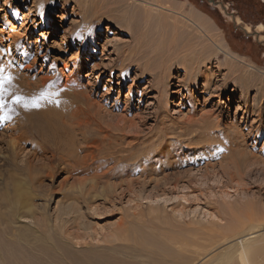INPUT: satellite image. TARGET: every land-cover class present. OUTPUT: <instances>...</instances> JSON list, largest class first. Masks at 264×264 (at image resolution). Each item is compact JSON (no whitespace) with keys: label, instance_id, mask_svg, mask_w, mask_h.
<instances>
[{"label":"rangeland","instance_id":"1","mask_svg":"<svg viewBox=\"0 0 264 264\" xmlns=\"http://www.w3.org/2000/svg\"><path fill=\"white\" fill-rule=\"evenodd\" d=\"M153 1L207 20L233 54L264 71V0ZM134 4L127 21L102 20L100 29L89 23L85 33L82 11L73 1L66 7L53 4L44 12L41 0H0V67L10 65L23 93L35 97L47 93V106H51L50 94L58 84L69 76L79 84L58 97L76 116V122H58L76 141L67 146L68 158L79 164L76 172H70L71 167L57 156L52 174L38 170L30 184L15 166L30 159L31 146L11 154L3 133L7 125L0 122V207H4L2 194L11 190L4 181L22 180L37 219L47 221L46 231L53 238L48 247L56 256L50 258L40 250L33 257L27 252L35 239L33 220L19 218L9 224L10 213L2 209L5 235L0 242L5 245V264H14L13 255L29 264H228L234 250L244 249L242 240L264 245V226L248 231L251 222L264 224V102L257 104L256 87L232 93V79L224 84L220 75V82L205 95L202 81L197 80L190 84L192 101L185 91L179 94L173 88L167 103L160 104L165 112L162 121H155L156 80L139 74L132 64L139 56L131 51L137 45L135 39L139 38L137 47L148 57L142 60L156 74L172 41L184 49L179 51L184 56L201 35L178 24L186 32L181 35L172 24L188 22L179 16ZM91 12L87 10L85 17ZM43 27L50 28L49 34L38 37ZM63 32L67 39L61 38ZM83 34L86 43L80 47L76 40ZM69 43L76 46L64 50ZM28 48L31 54L23 64L21 52ZM121 60L131 67L128 72L120 69ZM231 63L232 59L218 54L208 66L215 74L219 70L227 74ZM172 68L173 76L181 78L184 70ZM46 76L54 79L41 86ZM225 86L228 91L222 95L220 89ZM259 87L264 89V83ZM14 96L2 99L6 109ZM256 127L263 128L260 136L255 135ZM11 159L13 164L7 161ZM56 217L59 222L75 219L70 222L74 227L69 229V239L57 235ZM261 258L258 264H264Z\"/></svg>","mask_w":264,"mask_h":264},{"label":"bare ground","instance_id":"2","mask_svg":"<svg viewBox=\"0 0 264 264\" xmlns=\"http://www.w3.org/2000/svg\"><path fill=\"white\" fill-rule=\"evenodd\" d=\"M41 1H42L41 8L44 10V12H46L48 8L52 7L53 4L56 5V4L61 3V5L63 7H66L69 2L73 1V3H75V8L78 9L79 11H82L81 22L84 24L83 29H84L85 33L89 32V30L91 28V25H90L91 23H94V25H95L94 27H96V29H100L102 27L101 26L102 20H107L108 22L111 21L113 23H116L117 21H120V22H122L124 20L127 21L128 16L131 15L130 14V12H132L131 10H133L130 8V4L133 5L135 3V4L142 5L144 7H147L150 10L155 9V10H159V11L170 12L176 16H179L184 21L188 22V23H174V24L171 23L172 26H174L176 28V29L172 28V29H175V32H179V30H180L179 33H181V31H182V33L185 32L183 27H180L178 25V24H181V25L185 26L187 29L188 28H194L197 31V34L201 35V38H200V36H198V38L200 39V42L198 44H196L195 46L191 45L190 46L191 48L188 50V51H190L189 54L186 55V53H185L184 56H179L180 55L179 51L181 53H183L184 49L182 48L183 51L180 50L179 47L177 48V46H174V45H177L175 43V41H172L171 46H169L170 49L168 50V52H166V56L164 55L163 58H161V65H160L161 68L159 69V71L156 74H152V72H151L152 68L150 66H148V63L146 60L145 61L142 60V59L148 58V57H147V55H142L141 52H143V48L137 47V45H139V42L137 41L139 38L135 39L137 45L132 47L131 51H133V52L137 51L138 54H135V55H139V56H138V59H135L132 61V64L137 68V72L139 74L142 75V74L147 73L150 77H153V80L154 79L156 80L155 83L153 84V86L155 89H158L157 99L159 100V103L156 107L157 111H158V113H157L158 116L155 118V121H159V122L162 121V116L164 117L165 112H164V110L163 111L161 110L160 104H161V102L164 103L165 101H166L165 103H167V101H168L167 98L169 95H171V90L173 88H177L180 91V92L178 91L179 94L182 91H185L188 95L187 100L192 101L193 96L191 95L192 93L190 92V90H191L190 84H195V82L197 80H201L202 81L201 90L205 95H207L211 91L212 86L215 83L220 82V81H218V77H221L220 75H222V77H223L220 79H221V82H223L224 84L226 83V81L228 79L229 80H230V78L232 79V80H230L231 86L234 87L232 89V93H236L238 88L239 89L244 88V90L245 89L248 90L249 88L251 89L253 87L254 88L256 87L257 94L259 97L257 104L264 102V89H260V87H259L261 84L264 83V71L258 69L256 66H253L252 64L248 63L243 58H239L238 56L233 54L231 52V50H229V48L227 47L228 43L226 44V42L224 41L225 39L223 40L221 35L215 31L216 27L214 28V26L211 23H209L207 20L204 21L203 19H201L198 16L195 17V19H194L193 16L184 15V14L180 13L179 11L175 10L173 5L164 4L162 6V5L156 4L157 2H155L153 0H128V2L124 1V0H41ZM114 4L115 5L121 4V6L125 5V7L117 9V7H115ZM149 9H147V10H149ZM87 10H91L92 12L89 13L90 14L89 16L85 17L87 14L86 13ZM150 10H149V12H150ZM148 15H150V13ZM236 22L237 23L240 22L239 18L236 20ZM245 28L248 30L250 29L248 26H245ZM49 29H50L49 27H47V28L43 27L40 30H38L37 31L38 37H43V36L48 35ZM194 29H193V31H194ZM26 30H28V28H26ZM188 31H190V30H188ZM129 32L132 33V31H129ZM182 33H181V35H182ZM179 35H177V37ZM185 35H187V34H185ZM191 35H192V33H191ZM84 36L85 35L83 34L79 38V40H76L79 42V45H81L80 47H82V45H84L86 43ZM134 37H135V35H134ZM191 37H193V36H191ZM61 38L67 39V36L65 35V33L62 35ZM142 38H143V35H142ZM181 38H182V36H181ZM192 40L195 41V39H192ZM185 45H184V47H185ZM70 46L75 47L76 43H69L68 46L65 45L64 50H66V49L70 50V48H68ZM180 46H182V45H180ZM20 52H21V50H20ZM30 54H31L30 48L26 49L25 52H23V51L21 52V55H24L23 64H25V62L28 60V57ZM218 54H224L226 57H229L230 59H232L234 61V63H231L227 66V70H228L227 74H220V70H219V74H215L214 71H212V69L209 68V66H208L211 59L213 57H216ZM76 62H79V61L76 60ZM87 64L89 65V62ZM132 64H129V66ZM127 66L128 65L125 64V60H121L120 69L126 70L128 72L129 69H131V67L128 69ZM72 67L75 71L78 70V67H75V63L72 64ZM172 67H175L180 71L184 70L181 78L179 75L173 76V72H172L173 68ZM0 68H4L5 74L10 73V75L13 78L10 84H6L4 86L6 91H4V93L2 95H0V99L8 100L9 96H14V95L15 96H21V97L28 99V100L35 98L33 93H28V94L23 93V91L20 87V84L17 81V76L12 71V68L10 67V65H5V66L0 67ZM28 68H29L28 66L24 67V69H28ZM66 69H67V67L64 66L63 71H66ZM176 70L174 69V71H176ZM255 72L258 73L260 75V77H257L254 74ZM53 79L54 78H51L49 76L48 77L47 76L42 77L41 78L42 84L40 83V85L42 86L47 81H50L49 83H51L53 81ZM49 83H47V84H49ZM78 85L79 84H78L77 78H74L72 76L71 77L69 76L65 80V82L58 84V86H56L54 89V92L58 93V95L53 96L50 94V96L54 97V101H53L51 106H47L48 100L45 98V99L40 100V106L39 107L25 108L23 106V104L13 103L10 107L8 106V109H6L5 106L0 108V122L7 125V127L4 128V130H3L4 135L7 134V137L9 139V141H8L9 143L7 144V150L11 154H14L16 156L17 150H18V152H21V151H23L24 146H28V145L31 146V152L29 153L30 159L26 158L25 160H23L19 164V166H15L16 168H19L23 174H25V177L28 178L30 184H31V182L33 183L35 176L36 175L38 176V174H36V171H38V170L45 173V175H47V176H50L52 174V172L54 170L53 162L57 156L61 159V163H63V164L65 163L66 165H69L71 167L70 172H76L78 169L77 166H79V164L77 165L75 163H72L70 161V159L68 158V155L71 153L67 154L68 153L67 150H69V149H67L68 143L72 142V144H74V143H76V141L74 140V137H71L72 135H69L68 132H64L65 129H63V128L61 129V127L59 126V123H58V122H60L61 124L65 125L69 121L70 122H76L75 121L76 116L74 114H70L69 113L70 111L68 112V110H67V106H69V104H65V106H64L63 101H61V99L58 97H59V95H62L63 92L67 91L68 89L70 90V88L78 86ZM219 86L217 87L218 89L216 88L217 91H219ZM226 87L227 86L220 89V94L223 95V94H225V92L228 91V89ZM37 88L38 87H36V89ZM238 91H240V90H238ZM59 104H60V106H59ZM257 110H259V108ZM10 114H15L19 118L17 120H14V119L10 118L11 117ZM170 129H172L171 126H170ZM254 131L256 133L255 134L256 136H260V134L263 132V128L256 127ZM95 143H96V141L94 140L93 144H95ZM180 145L182 146L181 143H180ZM95 147H98V145L95 144ZM69 152H70V150H69ZM29 155H27L26 157H28ZM65 155H67V156H65ZM7 161L11 164H13V162H14L13 159H11L10 161L9 160H7ZM111 173H112V171H111ZM9 180L10 179H8V181ZM22 182H23L22 180H19L18 178H14V177H12V179H11V181H9V183H6L4 181V185L6 186V188L9 187L11 190H8L9 189L8 188L7 189L8 192L5 191L2 194V200L4 201V207L3 208L0 207V237L1 236L3 237V235H5V230H4L5 227L3 226L4 221L2 220V217L4 215H3L2 209H6L10 213V217H9L10 222H8L9 224L12 223L13 220H15L14 223L15 222L17 223V220L19 218H27V219L33 220L35 239H34V241H32L33 242L32 244H29V245L27 244L29 247L28 248L26 247V251L29 252L30 254L34 255L33 257H36L34 253L35 252L39 253L40 250H41L42 255H46V256L52 255L53 251L51 252V249L53 247H48V245L50 244L51 239H53V238L50 237L49 231H46V229L48 228L47 221H44L45 219L42 221H41V219H37V213H36L35 209L32 207L33 206L32 196L29 192L28 187L24 184V182L23 183ZM27 184H28V182H27ZM31 190H32V188H31ZM5 220H7V219H5ZM71 221L74 222L75 219L74 218L71 220L65 219V220H62L59 222V219L57 217L55 218V227H56V230L59 231V233L57 232L58 234L57 233H55V234L59 235L62 240L67 239V238L69 239V237H71L72 233L71 232L69 233V231H70L69 229L71 227H74L70 224ZM249 224L250 225H248V226L250 227V229L248 231L254 230L256 228L258 229L259 226H261V227L264 226V224L260 223V222L259 223L251 222ZM237 227H232L231 229H235V232H237V229H236ZM43 231L48 232V233H43ZM256 232H258V230L254 231L252 233H256ZM10 236H12V235H10ZM14 236H12V237L14 238ZM17 236L18 235H16L15 237H17ZM18 238L19 237H17V239ZM121 239L123 240V238H121ZM0 240L2 241V238ZM241 242L244 243V245H245L244 249H241L239 247L236 250H234V252H232L233 253L232 257H230V259L228 261V264H255V263L258 264V262H257L258 259H260L261 256L264 254V245H261V246L251 245L250 240H247V239L242 240ZM36 243H39V244H36ZM3 246L5 247V245H3L2 242H0V261L2 262V264H5V260H6L5 257L6 256L5 255L3 256V254L5 252L2 254V250L5 249V248H3ZM52 256H55V254H53ZM14 257L15 256L13 255L12 262L14 264H29V262L23 257H15V259H14ZM55 257H53V258H55ZM50 258H52V257H50ZM261 259H263V258H261ZM259 263H260V260H259Z\"/></svg>","mask_w":264,"mask_h":264},{"label":"snow or ice","instance_id":"3","mask_svg":"<svg viewBox=\"0 0 264 264\" xmlns=\"http://www.w3.org/2000/svg\"><path fill=\"white\" fill-rule=\"evenodd\" d=\"M12 79L13 78L10 75V73L5 74V69L0 68V95H2L4 93V91H6L4 86L6 84H10ZM47 95H48L47 93H42L39 97L32 98L31 100L25 99L21 96H15V97H13L12 102L16 103V104H23V106L25 108L39 107L40 106V100L45 99ZM51 95L55 96V95H58V93L53 92V93H51ZM3 106H4L3 100L0 99V108H2Z\"/></svg>","mask_w":264,"mask_h":264},{"label":"water","instance_id":"4","mask_svg":"<svg viewBox=\"0 0 264 264\" xmlns=\"http://www.w3.org/2000/svg\"><path fill=\"white\" fill-rule=\"evenodd\" d=\"M209 1V3H214V1L213 0H208ZM233 19H234V17H233ZM248 32V31H247Z\"/></svg>","mask_w":264,"mask_h":264}]
</instances>
